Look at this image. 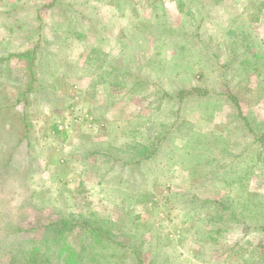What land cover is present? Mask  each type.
Segmentation results:
<instances>
[{"label": "rangeland", "instance_id": "obj_1", "mask_svg": "<svg viewBox=\"0 0 264 264\" xmlns=\"http://www.w3.org/2000/svg\"><path fill=\"white\" fill-rule=\"evenodd\" d=\"M194 86L213 92L163 97ZM239 111L264 128V0H0V263L257 264L264 153ZM168 129L134 169L101 154ZM61 218L114 242L54 240Z\"/></svg>", "mask_w": 264, "mask_h": 264}, {"label": "trees", "instance_id": "obj_2", "mask_svg": "<svg viewBox=\"0 0 264 264\" xmlns=\"http://www.w3.org/2000/svg\"><path fill=\"white\" fill-rule=\"evenodd\" d=\"M179 6H180V9H182V12L184 13V15H186V19L194 18L195 14L192 9L193 5L192 6L190 5L188 6L187 9H185L183 1H180ZM185 33L189 34V36L191 37L196 36L197 38L201 39V36H200L201 34L198 29L190 30V28L187 27V30ZM35 49L30 50V51L18 52L16 53V56L20 58H24V57H29L31 55L33 56L32 58H34L36 51H37ZM162 92H164L163 97L168 96L169 98L178 100V102L182 103L187 98L193 97V96L207 97L213 92V90L202 87V86H194L191 88L182 87L178 89L174 95L168 91H162ZM223 94H225L228 100L233 102L236 106H239L238 97L235 94L229 91L227 93L226 91H224ZM238 116L243 122H245L246 127L248 126V130L252 132L253 142L256 143L258 151H260L263 154L264 153V128L261 130H258V129L256 130V128H253L251 124L248 122V118L245 117L241 111L238 112ZM170 131L171 129H168L167 133L164 134V132H161L160 134L157 135L155 139L156 140L155 143L153 144V146H151L153 147V149H151V147L148 145H139L137 147V148H140L138 149L139 150L138 157H132L131 159L126 160L124 158L122 159V157H114V155L107 150L101 151V154L104 156H110V157H105L107 158L106 159L107 161L111 160L114 163L122 161V164L124 166H129L130 168L133 167L132 169H134L135 166H138L139 163H141L143 160H149L152 157L153 153L158 150L157 147H159V145L163 142V140L167 138L166 136L168 133H170ZM259 158L260 157H258V159ZM261 158H263L264 160V157H261ZM213 203L219 205V207H222V208L230 207V209H232V211L234 212L232 213L231 217L234 219H239V213L237 211V208H232V206H224V202H222L220 199L214 200ZM79 226L83 228L84 232H87L90 235H93L96 239L99 236L100 237L105 236L106 241L114 242L111 239V237L107 233L104 232L105 227L103 224L98 226V225L90 223L88 220H84L83 222H81L78 220L75 221L70 218H61L59 221H55V222L48 224L45 228H47V231L48 233H50V235L53 234L55 236L54 240L56 239L60 240L61 238H65L67 235L70 234L71 231H73L75 228ZM251 228L260 229L264 231V223H261V224L254 223L251 226H249L247 229L250 230ZM98 231H101V232L98 233ZM96 242L98 241L96 240ZM100 242L103 243L104 241L101 240ZM255 250L256 251L253 252L255 255L254 263L264 264V245H261V249L259 252L257 251L256 248ZM71 258L72 256L71 257L69 256L68 260H73ZM23 259L24 261L19 263V258H17V256L15 255H12L7 261H2L0 264H42V259L40 255H37V251L31 253V255H29L28 257H24ZM137 264H143V261L140 257L137 258Z\"/></svg>", "mask_w": 264, "mask_h": 264}]
</instances>
